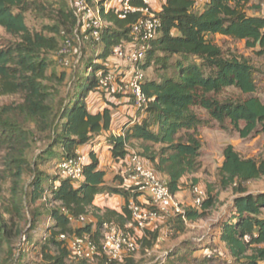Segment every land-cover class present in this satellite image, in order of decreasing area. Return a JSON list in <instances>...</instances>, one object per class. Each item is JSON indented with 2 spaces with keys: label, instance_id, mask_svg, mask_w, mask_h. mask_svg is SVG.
<instances>
[{
  "label": "trees",
  "instance_id": "16d2710c",
  "mask_svg": "<svg viewBox=\"0 0 264 264\" xmlns=\"http://www.w3.org/2000/svg\"><path fill=\"white\" fill-rule=\"evenodd\" d=\"M106 1L99 0L97 5L103 21L109 25L103 28L100 38L108 50L122 38L132 39L131 26L140 14H130L122 20L114 9L105 12ZM90 2L93 4V0ZM28 3L27 0H0V27L14 40L11 44L0 45V97L23 95L37 131L48 134L47 154L61 157V162L76 157L80 147L89 145L110 130L112 119L108 109L97 114L88 109L91 93L106 92L100 79L107 76L109 70L88 62L90 72L86 78L77 80L73 96L67 93L57 110L49 107L53 98L45 81L53 66L50 55L58 49L57 35L61 30L58 26L48 28L53 35L50 36L31 29L24 18ZM131 3L143 7L140 0H131ZM259 13L260 6L252 0H208L203 8L196 6V0H165L159 13L162 23L159 36L152 43L142 68L145 71L151 64H162L169 71L166 63L175 58L173 73L160 79H145L143 92L151 99L144 112L146 116L135 123H127L124 136L108 138L115 160H129L127 157L132 154L129 147L135 142L140 143L142 159L149 161L159 176L166 177H161L162 181L173 194H178L182 191L184 179L195 176L202 169L200 128L210 127L212 122L222 125L229 121L243 139L264 133V103L258 96L256 68L248 59L225 52L215 40L219 35L243 41L247 49L264 56V16ZM60 18L72 26L77 23L72 10L61 11ZM98 73H101L99 77ZM65 79L66 75L62 74L60 85ZM229 89L246 97L237 100L222 98ZM129 103L133 106L132 102ZM199 112H205L208 118L200 117ZM26 138L0 126V152L7 154L10 169L16 170L17 183L32 172L26 160ZM55 149L61 154H56ZM223 157L219 169L220 183L223 188L232 187L235 198L229 216L219 225L218 240L238 264H264V192L249 193L245 187V184L264 177V160L243 158L232 145L225 147ZM124 166H128V161ZM106 176L107 172L100 169L97 155L90 152L81 182L74 183L60 176L49 180L50 185L45 188L44 179L38 175L34 178L32 190L23 193L19 206L15 204V212L22 214L27 205L34 206L44 199L45 194L56 203V207L48 212L52 224L42 249L46 264H67L73 258L65 243L59 240L62 234L88 236L99 245L98 228L109 223L132 236L125 225L132 222L128 204L130 200L136 201L137 186H125L128 179L125 171L124 176L118 174L114 177L116 186L107 185ZM105 193L126 199L122 214L109 210L102 215L95 214L98 219L96 230L89 222L82 227L71 224L70 217L88 218L96 197ZM16 194L14 192V197ZM148 199L143 208H151ZM212 203L213 198L209 197L199 210H186V221L193 223L204 218ZM22 217L19 216L20 220ZM172 217L185 222L180 216ZM40 225L41 222L35 219L30 230H37ZM19 235L15 223L0 219V256L6 255L8 264H12L14 241ZM128 258L117 262H125ZM102 259L106 261L101 256L94 260L103 264Z\"/></svg>",
  "mask_w": 264,
  "mask_h": 264
},
{
  "label": "rangeland",
  "instance_id": "374dc122",
  "mask_svg": "<svg viewBox=\"0 0 264 264\" xmlns=\"http://www.w3.org/2000/svg\"><path fill=\"white\" fill-rule=\"evenodd\" d=\"M205 1L196 0L197 7L201 8ZM27 2H29V8L24 18L31 29L42 31L50 36H53L50 34V28L58 26L61 30V34L57 35L60 42L58 49L50 55L53 66L45 81L48 86L47 91L53 98V101L48 104L49 107L57 110L61 107L67 93L73 96L77 80L86 78L90 72L87 68L88 62H93L115 74L117 82L130 71L131 67L127 65V62L115 55L118 49L130 48L129 37L122 38L117 45L107 50L102 42L91 40L89 33L84 31L82 25L76 23L72 26L69 22H62L61 11L64 13L73 11L70 0H27ZM160 7L161 3L157 4L155 9L158 10ZM108 26L105 24L104 29ZM215 40L225 52L248 59L256 68L258 96L264 103V56H259L256 51L247 49L243 41L223 36H216ZM13 42V38L0 27V45ZM174 62L175 58L168 59L166 64L169 66V71L162 64H151V67L144 71L146 79H160L166 74H172ZM62 74L66 75V79L63 85H60L59 79L62 78ZM100 75L101 73H98V77ZM100 94L93 92L89 95L90 107L93 104L99 105V108L105 105L116 120H121V117L119 118L121 115L131 119V116L127 115L128 109L125 113H121L118 111L120 106L105 100L106 96L109 99L114 98L111 92L106 91L102 94L105 95L104 102L99 100ZM221 97L237 100L244 99L246 96H241L235 89H229ZM199 115L202 118H208L205 112H199ZM0 126L27 136L24 143L28 146L26 160L32 170L17 183L16 170L10 169L7 154L0 152V219L15 223L20 230V235L14 241L12 264H46L42 249L48 237L47 230L52 224L48 219V212L56 207V203L52 201L49 194H45L44 199L34 206L27 205L22 214L15 212V204L19 206L23 193L26 194L32 190V183L36 176L40 175L44 179L43 187L45 188L50 185L49 180L61 178L58 165L62 158L47 154L50 144L48 134H40L37 131L34 121L27 112L23 95L0 97ZM119 126L116 130H119ZM199 139L202 144L200 159L202 169L195 176L184 179L182 191L178 196L188 210L193 204L192 185L201 187L206 192V198H213L207 215L193 223H182L175 217L161 215L157 221L149 224L145 230H140L139 235H136L139 245L137 252L125 262L110 263L102 259L103 264H238L225 245L218 240L219 225L229 216L235 198L232 187L223 188L220 183L219 169L224 160L223 150L228 145H232L243 158L263 161L264 133L243 139L232 128L229 121L222 125L212 122V126L200 128ZM130 149L131 153H137L142 158L139 144ZM55 152L58 155L61 154L59 149H55ZM143 163L146 168L153 171L144 157ZM123 168L126 172L127 166ZM115 172L117 171L113 173ZM157 176L162 181L161 176L158 174ZM194 180H197V183ZM245 187L249 193L264 192V177L245 184ZM15 189L17 191H14ZM14 192L17 193L16 197L13 195ZM20 215L23 216L21 220ZM35 219L39 220L41 225L37 230H30ZM26 236L27 238L24 239ZM28 237L32 238L28 239ZM6 259V255L0 256V264H8ZM67 264H99V262L97 260L85 262L72 258Z\"/></svg>",
  "mask_w": 264,
  "mask_h": 264
},
{
  "label": "built area",
  "instance_id": "2783aa9c",
  "mask_svg": "<svg viewBox=\"0 0 264 264\" xmlns=\"http://www.w3.org/2000/svg\"><path fill=\"white\" fill-rule=\"evenodd\" d=\"M99 0H70L77 23L84 27L89 33L91 40L100 41L102 30L105 26L98 7ZM143 7H135L131 0H107L104 4L105 12L116 10L118 17L125 20L130 14H140V17L131 26V41L129 46L115 51L117 58L125 60L131 67L124 78L117 82L116 75L108 73L100 79V84L113 94L127 98L133 103L134 109L145 112L149 99L143 92L145 82L144 70L142 68L152 43L159 36L161 19L155 5L163 0H140ZM95 4V5H94ZM125 131L123 132L124 136ZM88 162V155L77 151L76 157L65 159L59 162L58 169L60 176L73 181L81 182L84 179V167ZM128 180L137 186L138 190L147 193L151 200V208H143L138 202L131 200L128 209L132 217V226L139 230H145L149 224L157 221L161 215L180 216L186 221V208L178 194H173L167 185L160 180L157 174L146 168L143 159L137 154L129 156L126 170ZM193 197L192 209L199 210L206 199V192L199 186H192ZM75 227H82L88 223L86 216L69 218ZM100 243L88 236L66 235L59 236L64 242L71 256L80 261H92L101 256L107 262L122 261L138 251L137 239L129 235L116 225L104 223L98 228ZM26 237H24L25 239Z\"/></svg>",
  "mask_w": 264,
  "mask_h": 264
},
{
  "label": "crops",
  "instance_id": "0c3cea01",
  "mask_svg": "<svg viewBox=\"0 0 264 264\" xmlns=\"http://www.w3.org/2000/svg\"><path fill=\"white\" fill-rule=\"evenodd\" d=\"M208 0H206L204 2V4L202 5L201 8H203V6L205 5V3ZM165 0L162 1L161 3V7L158 9L159 12H161L162 9V5L164 4ZM252 2L258 6H260V15L264 16V0H252ZM157 5V4H156ZM155 5V7H156ZM198 5V3L196 2V6ZM219 36V35H217ZM216 37V36H215ZM100 99L102 102L103 101V97H105V95L100 94ZM105 100L108 101V103H113L115 105L120 106L118 108V111H120L121 113H125L128 109L127 115L131 116V119L126 118L124 115L119 116V118L121 117V120H116V118L113 117V115H111V128L109 131L103 132L99 137H97L96 139H94L92 141V143H90L89 145H84L82 147L79 148V152L85 155H89L90 152H93L97 155L99 162H100V169L103 171L107 172V176H106V182L107 185L109 186H116L117 183L114 182V177L116 175H123L124 176V163L126 161H128L127 159L125 161H117L113 158L112 156V152H111V145L109 143V137H120L123 135L124 132V128L126 127L127 123L131 122V123H135L137 121H140L142 118H144L146 115L143 112L137 111L136 109H134V107L129 103L128 99L123 97V96H114L113 99H109L108 96L105 97ZM98 101V100H97ZM129 104V105H127ZM106 106L104 105L102 108H99V105L96 106V104H93L91 107L88 103V109L90 111V113L92 114H97V113H101L103 112ZM120 121V124H118V122ZM118 125H120L119 130H116V128L118 127ZM140 143L135 142L134 145H137ZM129 151L131 152V149L129 147ZM108 157V158H107ZM129 158V157H127ZM147 161V160H146ZM148 164H150L149 161H147ZM151 166V164H150ZM114 171H117L115 173H113ZM161 176V175H160ZM163 179H166V177L161 176ZM125 186L126 187H132V186H136L133 183H131L128 179L125 181ZM137 191V195H136V201L138 203H140L141 205H145L148 203L149 199H148V195L147 193L141 192L136 188ZM181 191L178 193L180 194ZM131 201V200H130ZM126 205V199L123 196L120 195H112L109 193H105V194H101L98 195L94 201V206L91 209L90 214L88 215V222L93 224V230L97 229V224H98V219L96 218L95 214H99L102 215L105 211L109 210V211H113L116 212L118 214H122L123 213V209ZM125 229H127L134 238H136V235H139L140 230L137 229L136 227L132 226V222H128L125 225Z\"/></svg>",
  "mask_w": 264,
  "mask_h": 264
}]
</instances>
